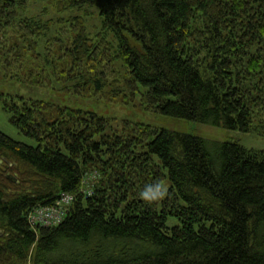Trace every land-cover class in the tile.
Masks as SVG:
<instances>
[{"label": "trees", "instance_id": "trees-1", "mask_svg": "<svg viewBox=\"0 0 264 264\" xmlns=\"http://www.w3.org/2000/svg\"><path fill=\"white\" fill-rule=\"evenodd\" d=\"M57 4L58 12L97 8L119 49L112 55L94 44L84 18L72 16L69 43L54 39L35 84L44 86L47 73L99 93L115 76L112 60L121 59L129 75L122 97L144 88L148 111L240 133L264 117V0ZM24 6L0 0V39L10 35L14 50L25 43L28 52L49 26L18 16ZM0 101L10 123L37 143L0 132V264H264L263 153L128 122L107 134L109 120L94 113ZM167 179L162 199H141L147 184ZM61 194L73 197L62 222L33 227L29 213ZM169 219L178 224L169 227Z\"/></svg>", "mask_w": 264, "mask_h": 264}, {"label": "rangeland", "instance_id": "rangeland-1", "mask_svg": "<svg viewBox=\"0 0 264 264\" xmlns=\"http://www.w3.org/2000/svg\"><path fill=\"white\" fill-rule=\"evenodd\" d=\"M24 1L26 6L18 10V16L34 17L46 22L49 30L37 41V47L34 51L25 52V46L27 47L25 43L20 44L21 49L14 50L13 46L16 42L14 39H10V35L0 39V97L5 102L22 104L23 102L42 101L53 103L59 107L94 113L109 120L107 134L120 133L123 124L128 122L151 126L157 130L193 135L202 138L210 145L229 143L244 147L249 151L264 154V117L259 118V123L254 124V130L248 133H240L148 111L141 99V94L145 92V89L141 87H139V92L135 94L133 99L128 97L125 100L122 97V94L125 95V93L121 90H123L124 80L129 75H126L128 70L121 59L112 60L115 71L113 75L115 76L108 81L106 87L99 93L94 92L87 85H80L79 81H68L62 76L57 79L49 76V74L47 75V73L44 76L49 78L44 81V86L35 84L34 81L39 78L38 74H40L38 68L44 63L45 55L49 53V50L55 48L53 47L55 45L54 39L60 38L64 40L65 44L69 43L71 39L70 17H83L89 38L92 39L94 44L104 42L112 55L118 52V40L112 33L103 32L98 9L93 6L84 5L79 9L74 8L58 12L57 3L59 0ZM128 40L131 46L142 51L141 45L135 39L128 37ZM18 51L22 55V59H17L16 53ZM33 52L41 56V59H34ZM119 87L120 93L118 94V100H116L114 93L118 91ZM10 118L11 114L3 109V102L0 101V132L16 142L36 147L37 143L20 133L10 123ZM154 160L158 164L161 163L156 157H154ZM163 185L166 190L169 188L168 179ZM177 224L175 219H169L167 222L169 227ZM63 247L74 253L80 250L72 243H63ZM65 251V253L69 252L68 250ZM62 254L64 256V253Z\"/></svg>", "mask_w": 264, "mask_h": 264}, {"label": "built area", "instance_id": "built-area-1", "mask_svg": "<svg viewBox=\"0 0 264 264\" xmlns=\"http://www.w3.org/2000/svg\"><path fill=\"white\" fill-rule=\"evenodd\" d=\"M83 194L90 195L88 187L82 188ZM73 197L69 194H61L51 206L40 211L39 215H30L31 224L35 227L58 225L66 216L65 209L72 203Z\"/></svg>", "mask_w": 264, "mask_h": 264}, {"label": "clouds", "instance_id": "clouds-1", "mask_svg": "<svg viewBox=\"0 0 264 264\" xmlns=\"http://www.w3.org/2000/svg\"><path fill=\"white\" fill-rule=\"evenodd\" d=\"M166 195V188L160 182L147 184L140 192V197L147 203L162 199Z\"/></svg>", "mask_w": 264, "mask_h": 264}, {"label": "bare ground", "instance_id": "bare-ground-1", "mask_svg": "<svg viewBox=\"0 0 264 264\" xmlns=\"http://www.w3.org/2000/svg\"><path fill=\"white\" fill-rule=\"evenodd\" d=\"M46 207L48 206H37L29 213V215L37 216L39 215L40 211L44 210Z\"/></svg>", "mask_w": 264, "mask_h": 264}]
</instances>
